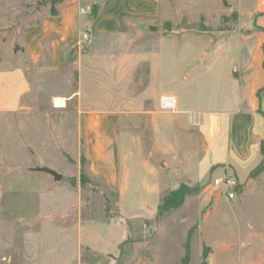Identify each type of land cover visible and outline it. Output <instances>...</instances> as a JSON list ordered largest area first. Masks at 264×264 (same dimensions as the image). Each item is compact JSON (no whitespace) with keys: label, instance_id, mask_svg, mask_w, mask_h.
<instances>
[{"label":"crops","instance_id":"obj_1","mask_svg":"<svg viewBox=\"0 0 264 264\" xmlns=\"http://www.w3.org/2000/svg\"><path fill=\"white\" fill-rule=\"evenodd\" d=\"M82 5H97L96 14H80ZM250 9L245 16L250 26L237 51L228 41L212 44L206 33L192 34L186 42L174 38L170 45L162 36L151 44L142 42L154 31L157 0H66L56 7V16L47 4L39 21L22 29L20 52L33 69L64 66L70 52L80 48L81 35L89 37L90 53L77 56L79 82L73 98L83 119L86 170L115 195L118 218L114 223L78 221L80 242L97 256L112 254L119 261L133 222L155 220L162 198L181 184L209 189L211 179L227 173L241 185L235 201L225 199L228 203L241 206L250 195L264 200V169L250 176L262 160L264 142V0H251ZM29 89L21 65L0 68V113L17 112ZM165 96L174 97V111L160 110ZM141 128L151 133L147 145ZM152 155L163 160L160 170ZM221 199L210 198L206 220ZM244 209H249L243 210L244 228L239 226L232 240L225 232L210 245L209 264L227 263L214 254L229 240L231 247L245 249L256 241L262 251L252 264L264 263V205Z\"/></svg>","mask_w":264,"mask_h":264},{"label":"rangeland","instance_id":"obj_2","mask_svg":"<svg viewBox=\"0 0 264 264\" xmlns=\"http://www.w3.org/2000/svg\"><path fill=\"white\" fill-rule=\"evenodd\" d=\"M40 1L0 0V68L21 65L30 83L20 109L0 113V264H209L213 261L210 245L220 241L225 232L230 240L237 236L239 226L244 228L243 210H249L244 208L256 209L264 200L259 202L250 195L249 201L236 206L222 198L206 220L210 198L216 195L212 189L193 185L179 208L153 221L133 222L119 261L112 254L97 256L80 242V219L118 221L115 195L100 179L90 178L86 170L83 119L73 98L79 82L77 56L79 52L90 53L91 45L70 50L67 63L58 69L31 68L14 47L19 46L22 29L44 14L46 5L38 6ZM157 1L159 16L151 25L154 31L148 30L142 42L151 44L162 36L170 45L174 38L186 42L192 40V34L206 33L209 37L205 39L212 44L228 41L237 51L250 26L245 16L250 13L251 0ZM245 42L244 51L248 52L247 39ZM189 51L192 46H188ZM47 55L45 51L41 64L46 65ZM142 73H146L145 68ZM183 74L187 76L188 71ZM192 89L196 87L192 85ZM58 97L64 101L54 100ZM139 132L145 145L150 143L149 130L141 128ZM151 158L160 170L163 160L155 155ZM40 168H48L62 179L55 181L38 172ZM82 177L87 180L82 182ZM230 240L214 254L221 261L228 259L222 264H252L261 256L262 247L256 241L245 249L231 247Z\"/></svg>","mask_w":264,"mask_h":264},{"label":"built area","instance_id":"obj_3","mask_svg":"<svg viewBox=\"0 0 264 264\" xmlns=\"http://www.w3.org/2000/svg\"><path fill=\"white\" fill-rule=\"evenodd\" d=\"M80 14L92 13V5H82L79 8ZM89 37L86 33L81 35L79 46L89 44ZM159 108L162 111H174L176 108V102L174 97L165 96L159 100ZM241 185L238 180L227 173H221L220 175L214 177L210 181L209 189L214 191L219 197L226 199L227 201H234L238 197V192L240 191Z\"/></svg>","mask_w":264,"mask_h":264},{"label":"trees","instance_id":"obj_4","mask_svg":"<svg viewBox=\"0 0 264 264\" xmlns=\"http://www.w3.org/2000/svg\"><path fill=\"white\" fill-rule=\"evenodd\" d=\"M66 0H42L38 3V6L41 5H49V13L51 16H56L57 11L56 7ZM97 12V5L93 6L92 15L94 16ZM264 50V46H262ZM260 154L262 156V160L260 161L259 165L251 172L250 176L255 177L259 175L262 170L264 169V142L261 143L260 146ZM87 179L86 177H82V182H85ZM190 188L184 184H181L177 189L169 192L163 198L161 203L157 208V217H162L167 215L172 210L179 208L183 202L185 197L189 194ZM107 209L105 205V210ZM188 249H185V259H187Z\"/></svg>","mask_w":264,"mask_h":264},{"label":"water","instance_id":"obj_5","mask_svg":"<svg viewBox=\"0 0 264 264\" xmlns=\"http://www.w3.org/2000/svg\"><path fill=\"white\" fill-rule=\"evenodd\" d=\"M151 30H153V28H151ZM14 50L17 51V50H20V47L19 46H15L14 47ZM38 172H43V173H46L48 175H50L55 181H60L62 179V176L55 173L54 171L48 169V168H40V169H37Z\"/></svg>","mask_w":264,"mask_h":264}]
</instances>
